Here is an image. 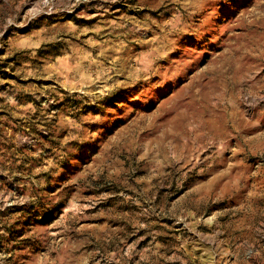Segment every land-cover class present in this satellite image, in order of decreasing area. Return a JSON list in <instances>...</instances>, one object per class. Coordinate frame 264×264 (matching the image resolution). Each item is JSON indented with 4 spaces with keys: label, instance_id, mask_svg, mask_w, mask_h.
Listing matches in <instances>:
<instances>
[{
    "label": "rangeland",
    "instance_id": "obj_1",
    "mask_svg": "<svg viewBox=\"0 0 264 264\" xmlns=\"http://www.w3.org/2000/svg\"><path fill=\"white\" fill-rule=\"evenodd\" d=\"M0 264H264V0H0Z\"/></svg>",
    "mask_w": 264,
    "mask_h": 264
}]
</instances>
